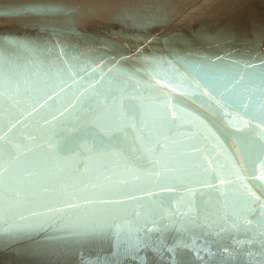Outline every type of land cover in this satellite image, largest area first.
<instances>
[{
	"label": "water",
	"instance_id": "1",
	"mask_svg": "<svg viewBox=\"0 0 264 264\" xmlns=\"http://www.w3.org/2000/svg\"><path fill=\"white\" fill-rule=\"evenodd\" d=\"M0 241L264 264V0H0Z\"/></svg>",
	"mask_w": 264,
	"mask_h": 264
},
{
	"label": "snow or ice",
	"instance_id": "2",
	"mask_svg": "<svg viewBox=\"0 0 264 264\" xmlns=\"http://www.w3.org/2000/svg\"><path fill=\"white\" fill-rule=\"evenodd\" d=\"M35 11H45V10H48V9H44V8H36V9H33ZM3 245V241H0V246Z\"/></svg>",
	"mask_w": 264,
	"mask_h": 264
}]
</instances>
